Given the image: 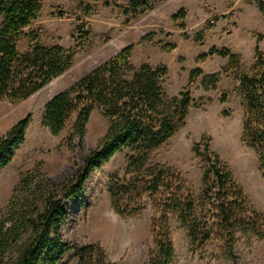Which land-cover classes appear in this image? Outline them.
Masks as SVG:
<instances>
[{"label":"trees","instance_id":"trees-1","mask_svg":"<svg viewBox=\"0 0 264 264\" xmlns=\"http://www.w3.org/2000/svg\"><path fill=\"white\" fill-rule=\"evenodd\" d=\"M165 0H110L113 6L132 19L141 16ZM264 15V2H258ZM41 0H0V102L18 103L41 91L65 73L73 64L84 41L89 37L82 22V33L76 45L44 46L26 29L41 12ZM87 16L90 7L84 9ZM186 11L173 16L185 20ZM223 18V17H220ZM216 17L214 20H219ZM214 23H208L212 28ZM83 28V29H82ZM186 29V25H181ZM29 39L25 52L19 43ZM135 45L125 47L70 89L59 93L46 105L43 125L58 135L75 114L71 136L66 144L75 148L74 139L82 143L92 114L100 110L109 126L100 144L85 158L72 179L55 185L38 169L21 176L8 204L0 210V264H58L62 256L74 250L80 264H117L109 261L98 244L72 246L61 230L67 220L63 203L82 194L85 183L103 163L129 150L131 155L123 176L112 175L108 191L115 210L121 215L142 213L150 204L154 216L152 233L154 249L148 264H174L173 218L184 228L192 246L209 242L220 244L221 257L237 264V244L241 237L264 239V214L246 195L231 169L210 149V139L202 136L193 152L203 163L200 195L195 196L187 181L173 168L150 161L152 153L165 144L183 126L195 101L189 90L169 96L164 88L168 75L165 65L142 64L135 68L130 61ZM167 44L165 51L175 50ZM256 60L246 69L241 56L228 48L212 47L201 53L202 64L213 57L227 58L220 72L205 75L201 68L190 71L189 86L201 78L204 91L216 89L221 77L234 76L239 83L245 114L242 142L257 154L258 169L264 179V54L255 46ZM221 102H227L223 94ZM31 115L20 120L0 138V168H6L15 151L25 142Z\"/></svg>","mask_w":264,"mask_h":264},{"label":"rangeland","instance_id":"rangeland-1","mask_svg":"<svg viewBox=\"0 0 264 264\" xmlns=\"http://www.w3.org/2000/svg\"><path fill=\"white\" fill-rule=\"evenodd\" d=\"M106 1L41 0L39 17L26 29V34L38 37L41 45H61L66 49L79 41L82 22L86 23L89 37L72 66L41 91L18 103L0 102V138L31 115L25 142L15 151L12 162L0 168V186L5 185L0 192V210L10 201L23 174L39 168L55 185H63L83 166L85 158L106 135L108 119L96 110L82 143L75 138V148L70 150L66 141L72 134L76 115L70 118L62 132L53 135L42 122L45 107L56 95L70 89L133 44L130 61L135 68L144 63L152 67L167 66L166 93L174 97L189 90L195 101L181 129L152 153L150 161L176 170L198 197L204 166L193 147L205 135L210 139L211 151L231 169L248 198L264 214V179L258 169L257 154L242 142L245 110L238 81L234 76H223L217 88L208 91L202 89L201 78L189 86L191 70L201 68L205 75H210L227 66L228 59L221 57L210 58L202 64L196 62L201 53L209 52L214 46L228 48L241 56L246 69L255 63L257 44L264 54V15L258 7V2L264 0H165L134 19L113 6H105ZM87 7L91 13L86 16L84 9ZM181 9L186 11L185 20L174 21L173 16ZM216 17L223 18L215 21ZM2 19L0 15V24ZM183 23L186 29L181 28ZM208 23L214 26L207 28ZM29 41L23 39L19 43L20 52L28 49ZM167 44H175V50L165 51ZM223 94L228 96L224 103L220 101ZM131 154L124 150L103 163L91 174L82 194L63 203L67 220L61 233L72 246L100 245L111 262L148 264L149 254L154 249L151 205L140 214L121 215L113 207L108 191L109 178L115 174L123 176ZM99 222L110 224L116 229V235L99 234L96 229ZM172 224L174 264H233L221 257L219 243L192 246L187 231L175 218ZM236 254L237 264H264V239L241 237ZM58 264L80 263L75 251L71 250Z\"/></svg>","mask_w":264,"mask_h":264},{"label":"bare ground","instance_id":"bare-ground-1","mask_svg":"<svg viewBox=\"0 0 264 264\" xmlns=\"http://www.w3.org/2000/svg\"><path fill=\"white\" fill-rule=\"evenodd\" d=\"M3 187H5V185L2 184L0 186V192L3 190ZM96 229L98 233L102 234V236L104 237H113L116 235V229L113 228L110 224L99 222Z\"/></svg>","mask_w":264,"mask_h":264}]
</instances>
